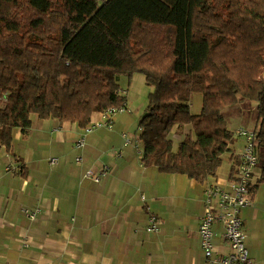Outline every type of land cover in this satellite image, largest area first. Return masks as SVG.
Instances as JSON below:
<instances>
[{
  "label": "trees",
  "instance_id": "16d2710c",
  "mask_svg": "<svg viewBox=\"0 0 264 264\" xmlns=\"http://www.w3.org/2000/svg\"><path fill=\"white\" fill-rule=\"evenodd\" d=\"M135 72L152 87L136 122L140 162L206 186L225 154L228 181L240 161L222 110L253 102V199L264 184V0H0V147L14 128L27 136L31 114L86 132L95 112L112 123L107 110L127 104L119 77Z\"/></svg>",
  "mask_w": 264,
  "mask_h": 264
},
{
  "label": "crops",
  "instance_id": "0c3cea01",
  "mask_svg": "<svg viewBox=\"0 0 264 264\" xmlns=\"http://www.w3.org/2000/svg\"><path fill=\"white\" fill-rule=\"evenodd\" d=\"M100 114L93 113L89 124L99 121ZM31 119L27 136L14 128L11 149L0 148V264H203L197 224L207 183L144 166L141 150L132 147L124 149L120 160L115 155L106 159L122 144L115 137L123 132L117 122L114 130L85 132L74 122L34 114ZM243 121L248 128L255 126L253 117ZM190 128L171 133L172 147ZM80 137L85 139L81 148L76 146ZM66 149V162L74 157L71 167L55 168L58 159L49 158V152ZM105 165L107 173L98 182L84 177L86 170L101 173ZM219 169L214 179L227 187L228 172ZM257 177L254 172L252 181ZM252 197V205L241 212L245 243L252 264H264V184ZM23 206L37 208L35 217L26 215ZM150 215L159 226L148 232ZM213 228L216 250L227 252L220 221Z\"/></svg>",
  "mask_w": 264,
  "mask_h": 264
},
{
  "label": "built area",
  "instance_id": "2783aa9c",
  "mask_svg": "<svg viewBox=\"0 0 264 264\" xmlns=\"http://www.w3.org/2000/svg\"><path fill=\"white\" fill-rule=\"evenodd\" d=\"M123 108L107 110L108 116H112L116 111H122ZM105 123L108 127L112 124ZM87 130H90L89 128ZM253 129H246L241 126L236 128L235 134L243 139V148L240 154V161L237 166V172L234 180L226 183L227 188L221 187L218 183L211 182L204 188V210L199 219L198 231L200 235V244L203 251V264H252L248 249L245 243V233L242 230L241 209L252 204L251 193L249 191V178L256 157L254 150L257 143V136ZM80 145V144H78ZM80 158L76 157V161ZM55 162V159H51ZM107 166L101 173L86 170L84 175L93 182H98L100 175L107 173ZM37 208L27 210L26 215L30 218L35 217ZM25 213V211H24ZM215 221H220L222 225V237L227 242V252L222 253L216 250L214 246V228ZM158 229V223L155 216H148V232Z\"/></svg>",
  "mask_w": 264,
  "mask_h": 264
},
{
  "label": "rangeland",
  "instance_id": "374dc122",
  "mask_svg": "<svg viewBox=\"0 0 264 264\" xmlns=\"http://www.w3.org/2000/svg\"><path fill=\"white\" fill-rule=\"evenodd\" d=\"M118 82H119L121 89L123 90V93L126 95V98H127L126 109L124 111H116L115 114L112 115L113 117L112 116L109 117V118H113V122L111 123L112 125L110 127L105 125L108 117H106V116L102 117V114H100V119H99L100 124L98 123V121L94 122L92 124L93 125L92 130L99 129V128H106L108 130H114V128H115L114 123L115 122H117L119 125H121L123 132H121L120 135H116L115 137H117V139H121L122 142L121 141H117V142L122 143V144H121L120 148L116 147V148L110 150L109 152H107V155H106V159H108L109 157L113 158L115 155L117 157H114V158L119 157L118 160H120V159H122L121 158L122 156H125V150L124 149H126V148L132 147L133 151H138V153L141 150L140 149L141 143H140L138 136H137V135H139V129L137 127L136 122L139 121L141 115L145 111L144 108H145V106L147 104V100H148L147 96L150 93V91L152 90V87L145 84L144 75H143V73H140V72H135L130 77L121 74ZM191 95H192V98L190 100V107L189 108H191V112L197 113L200 110L199 106H200V102H201V95L198 93H194ZM250 104H253V102L245 101L242 104H238L235 106L232 105V106L226 107L222 110V114L224 117L223 119L225 120L226 125L228 126L229 129H231V130L235 129L236 130V128H239L241 126L245 127L248 130L253 128V126H249V128H248L249 124L247 125L243 121V118H245L247 116H250L251 118L255 116V114H254L255 109H252ZM102 130H105V129H102ZM88 131L90 132L91 130H88ZM106 133L108 135H115L114 132H106ZM123 134H124V136H123ZM112 141H113V139H109L107 141V143L110 144L109 145L110 147L115 145V143H112ZM78 144H80V145H78ZM84 144H85V139L83 137H80V138H78V140H76V146L77 147L81 148L82 146H84ZM241 144H242V137H237V140H236L234 146L237 145L238 150H236V151H238L239 153H241L242 148H243V146ZM125 145H126V147H125ZM2 148H3V146H2ZM36 149H37V147H32L33 152H35ZM4 151L8 153V149L6 147H4ZM67 151L68 150L66 149V151L57 150V151H55V153L49 152V156H48L49 158L52 157V158L58 159V163L55 164V168L60 167L61 169L64 170V169H66L67 166L69 168L71 167V165L69 163L74 159V157H70L66 162L65 158H66V154L68 153ZM7 153H6V155L11 157ZM58 154H62L61 158H60V156H58ZM225 157H226V154L224 155V158H222L223 162L221 163L219 170L221 172L227 173V171L229 170V168H228L229 163ZM14 165H15V161H13L11 167H14ZM52 166H54V165H52ZM105 166H107V165H105ZM55 168H53V169L55 170ZM258 169H259V165H257L256 169H254L256 176H258V174H259ZM84 177L86 179H90V178L86 177V174L84 175ZM251 201H253V199H251ZM33 209H35V208H33ZM27 210H30V208L27 206L22 207L23 212L25 211V213H26Z\"/></svg>",
  "mask_w": 264,
  "mask_h": 264
}]
</instances>
